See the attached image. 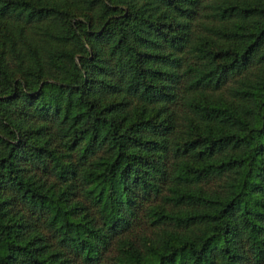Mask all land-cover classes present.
<instances>
[{"label": "trees", "instance_id": "16d2710c", "mask_svg": "<svg viewBox=\"0 0 264 264\" xmlns=\"http://www.w3.org/2000/svg\"><path fill=\"white\" fill-rule=\"evenodd\" d=\"M0 264H264V0H0Z\"/></svg>", "mask_w": 264, "mask_h": 264}]
</instances>
